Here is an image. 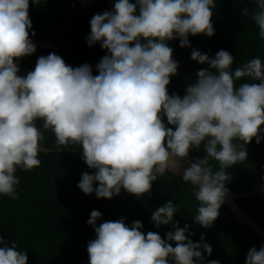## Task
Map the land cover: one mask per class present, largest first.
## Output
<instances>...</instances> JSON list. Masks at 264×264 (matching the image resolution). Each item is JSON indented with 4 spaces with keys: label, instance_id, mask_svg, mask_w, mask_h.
Listing matches in <instances>:
<instances>
[{
    "label": "clouds",
    "instance_id": "obj_1",
    "mask_svg": "<svg viewBox=\"0 0 264 264\" xmlns=\"http://www.w3.org/2000/svg\"><path fill=\"white\" fill-rule=\"evenodd\" d=\"M252 3L251 19L264 40V0ZM29 6L30 0H0V196L20 198L17 169L40 167L38 154L47 151L41 146L44 132L51 131L60 149L81 146L84 162L96 171L83 173L77 187L97 198L112 199L122 189L141 197L171 171L175 159L199 202L195 223L210 228L229 194L227 170L247 160L246 145L253 138L258 145L264 139L259 57L233 71L230 52L219 50L212 58L192 49L190 58L209 68L196 72L183 96L168 92L179 67L168 42L178 39L184 48L191 47L189 35L212 37L215 0H116L113 10L90 20L86 42L107 52L96 75L89 64L73 68L55 53L40 56L34 70L19 75L14 61L37 50L30 39ZM242 15L249 16L247 7ZM245 79L250 82L237 86ZM202 143L203 158L188 159ZM177 211L173 200L153 211L156 228L172 227L162 238L141 231L139 220L131 226L123 218L97 226L102 214L93 210L87 221L96 233L87 245L89 264H220L206 261L205 253L210 257L213 249L203 234L194 242L190 225L174 222ZM0 264H28L27 251L0 236ZM245 264H264V245L250 248Z\"/></svg>",
    "mask_w": 264,
    "mask_h": 264
},
{
    "label": "trees",
    "instance_id": "obj_2",
    "mask_svg": "<svg viewBox=\"0 0 264 264\" xmlns=\"http://www.w3.org/2000/svg\"><path fill=\"white\" fill-rule=\"evenodd\" d=\"M116 0H39L33 5L30 0L29 16L32 21L31 32L35 37L45 39L57 46L49 49L36 46L32 55L20 58L19 75L26 76L34 70L40 56L55 53L73 68L89 64L93 74H98L96 65L107 54L99 43L91 47L86 42L90 35V20L97 13L113 10ZM135 2V0H130ZM212 23L214 35H189L191 47L181 48L178 39L169 41L173 48V59L179 63L177 74L170 78L169 94H185L186 86L194 81L195 74L207 64L192 60L191 51L197 49L214 58L219 50L230 52L235 58L232 70L253 57L264 61V40H261L258 26L251 19L255 11L252 0H215ZM247 7L249 16H243ZM247 79L237 81V86ZM37 126L42 129L43 122ZM166 123V120H165ZM264 128V125L261 126ZM42 146L50 152H39L41 165L25 172L17 169L20 179L17 191L20 198L11 200L0 196V236L11 245L14 240L18 250L27 251L28 264H89L88 242L96 238L94 228L87 223L93 210L102 216L97 226L105 221H117L121 218L128 226L141 221L143 231L156 232L165 238L172 230L171 225L156 228L151 222L153 211L173 200L178 206L174 222L180 227L190 225L189 238L200 242L203 234L213 252L207 260H218L220 264H245L247 252L261 247L256 234L246 225L235 224L232 211L223 204L219 217L210 228L195 223L199 202L193 195V187L182 177L170 171L152 183L150 192L137 197L125 190L112 199L97 198L95 193L84 194L77 185L83 173L94 174L83 160L80 145L68 147L71 151H60L51 131L44 132ZM242 143V142H237ZM247 160L229 168L232 177L226 184L230 192L241 194L264 184V139L258 145L255 138L246 145ZM204 144L200 149L190 150L188 159L195 161L203 158ZM214 170L219 169L218 162L211 160ZM98 184L94 185V187ZM237 202L256 222L264 227V189L247 197L237 198ZM187 235V234H186ZM173 246H175L173 244Z\"/></svg>",
    "mask_w": 264,
    "mask_h": 264
},
{
    "label": "water",
    "instance_id": "obj_3",
    "mask_svg": "<svg viewBox=\"0 0 264 264\" xmlns=\"http://www.w3.org/2000/svg\"><path fill=\"white\" fill-rule=\"evenodd\" d=\"M30 39L33 41V43L36 46L43 47V48H49V49H57L58 47L53 45L51 42L45 40V39H39L35 36H32L30 33ZM42 146V145H41ZM47 149L46 152H50L51 149L47 148L45 146H42ZM60 151H71L70 148L62 147ZM45 152V151H42ZM170 172L177 174L182 177V168H178L176 166V160L172 159L170 160ZM188 164L185 162L183 163L182 167H187ZM264 189V184L245 193L236 194L229 191V194L225 197L224 204L232 211L234 216V222L235 224L242 223L246 225L249 229H251L258 239L260 240L261 244L264 245V227L261 226L258 222H256L249 214H247L244 209L240 206V204L237 202V198L241 197H247L251 196L253 194H256Z\"/></svg>",
    "mask_w": 264,
    "mask_h": 264
}]
</instances>
